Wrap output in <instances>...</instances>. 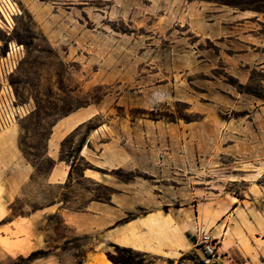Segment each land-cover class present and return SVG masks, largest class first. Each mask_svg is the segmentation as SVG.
Listing matches in <instances>:
<instances>
[{
	"label": "rangeland",
	"instance_id": "rangeland-1",
	"mask_svg": "<svg viewBox=\"0 0 264 264\" xmlns=\"http://www.w3.org/2000/svg\"><path fill=\"white\" fill-rule=\"evenodd\" d=\"M245 14L263 20L264 0H0V60L20 47L0 94V155L17 131L0 227L58 201H109L119 184L139 195L137 214L168 211L188 228V247L134 249L131 264H205L200 233L225 227L241 249L224 264H264V26ZM74 112L91 118L60 144L68 180L48 183L52 130ZM24 231L0 230V264H29L34 249L16 253Z\"/></svg>",
	"mask_w": 264,
	"mask_h": 264
},
{
	"label": "crops",
	"instance_id": "crops-1",
	"mask_svg": "<svg viewBox=\"0 0 264 264\" xmlns=\"http://www.w3.org/2000/svg\"><path fill=\"white\" fill-rule=\"evenodd\" d=\"M249 17L251 19L255 18L256 21L264 26V18L261 20L260 15L254 14L251 16L245 14L243 18L248 19ZM245 22L247 23V21H244V25L242 23L243 28L246 26ZM90 118V115L74 112L60 119L54 125L50 137L49 155L55 160V164L48 174V183L64 184L68 180L69 166L67 161L60 157V144L72 131ZM5 136H8L10 141L2 149H8V155L14 154L17 131L11 128ZM8 155H0L1 165L9 161ZM86 176L88 175L86 174ZM10 182L12 187H15L19 181L12 180ZM117 185L119 191L114 193L109 201L90 200L82 209H73L58 201L45 208L36 209L27 216L12 219L8 225L3 224L0 230L4 231L5 228L11 230L22 228V230H25L21 234V239L27 238V242L16 253L27 254L44 243L38 230V225L42 219L47 214L57 212L63 218L66 226L75 234H99L101 238L100 244L97 245L98 247L94 251L89 253L88 260L83 264H109L110 260L105 259L102 247L110 243L156 255H169L176 249L180 251L188 247V237L185 232L182 233V229L187 231L188 228H182L180 220L174 218L168 211L164 213L159 209L146 211L132 219L118 223L127 216L128 212H135L136 209L142 208L144 205L135 190L132 189L129 192L123 186ZM12 187H8V190L10 189L13 194L15 188L13 190ZM4 191H6L5 188ZM7 195L9 197L10 194L8 193ZM3 217H0V220ZM224 231L225 235L221 234L220 238H218L217 260L219 264H224L226 258L232 257L234 250L240 248L239 240L234 238V236L233 238L228 236L230 228L225 227ZM250 240L251 242L254 241ZM242 253L244 252L242 251ZM251 255H253V252H251ZM35 264L75 263L63 262L57 257L40 259L35 261Z\"/></svg>",
	"mask_w": 264,
	"mask_h": 264
},
{
	"label": "trees",
	"instance_id": "trees-1",
	"mask_svg": "<svg viewBox=\"0 0 264 264\" xmlns=\"http://www.w3.org/2000/svg\"><path fill=\"white\" fill-rule=\"evenodd\" d=\"M137 215L139 214L136 212H128L127 216L118 223L132 219ZM54 220H57V222H55L56 224H62L65 228H67L68 233H72V235H59L58 225L55 226L53 222ZM38 230L44 243L42 246L35 248L29 255L23 257V259L28 260L29 264L51 256L58 257L63 262H73L75 264H83L88 260V255L89 252H91V249L88 251L86 250L88 243L84 240L93 237L94 234H75L66 226L63 218L57 212L47 214ZM75 240H79V244L74 245ZM109 245L114 246L118 251L117 254L106 252L108 258L113 262V264H131L133 254H138L137 251L130 247H124L114 243H110ZM126 253H129V255L126 256Z\"/></svg>",
	"mask_w": 264,
	"mask_h": 264
},
{
	"label": "built area",
	"instance_id": "built-area-1",
	"mask_svg": "<svg viewBox=\"0 0 264 264\" xmlns=\"http://www.w3.org/2000/svg\"><path fill=\"white\" fill-rule=\"evenodd\" d=\"M20 52V47L9 46V49L6 50L4 57L0 60V94L7 88L5 83L6 75L10 73V70L13 69L15 64V56ZM20 112V109L17 111ZM199 249L203 254V262L205 264H214L216 263L218 256V238L211 235L208 232L202 231L199 236L198 242Z\"/></svg>",
	"mask_w": 264,
	"mask_h": 264
}]
</instances>
